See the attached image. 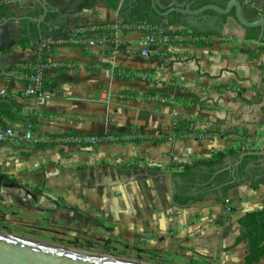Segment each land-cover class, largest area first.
Listing matches in <instances>:
<instances>
[{"label": "crops", "instance_id": "1", "mask_svg": "<svg viewBox=\"0 0 264 264\" xmlns=\"http://www.w3.org/2000/svg\"><path fill=\"white\" fill-rule=\"evenodd\" d=\"M240 1L264 8V0ZM6 3L12 11L17 10L15 3L33 7L30 0ZM95 3L49 22L48 30L123 20L120 10L103 0ZM105 15L110 18L94 20ZM231 24L223 26L214 16L198 18L187 27L212 34L206 38L209 46H151L148 57L115 55L107 46L57 45L50 61L74 66L47 73L43 90L32 96L25 95L31 86L23 75L14 71L1 76L0 96L4 92L16 97L24 106L23 115L38 114L34 129L50 142L51 136L64 134L120 137L99 145L57 137L56 145L44 148L0 143L4 204L25 199V206L18 204L22 209H51L67 220L97 223L119 241L161 259L244 264L247 244L231 247L240 234L238 220L264 208V184L258 190L250 186L264 179V162L250 164L241 183L230 190L238 197L234 210L228 211L220 193L209 192L201 202L192 200L185 206L173 199L198 189L195 181L179 175L181 165L211 158L214 152L264 150V72L259 70L264 53L255 56L264 46V28L258 41H246L245 28ZM118 36L133 48H146L139 30ZM247 51H252V59ZM125 56L134 59V67L117 64ZM34 58L32 50L14 47L10 55L0 54V70ZM234 158L229 156L220 168L230 166Z\"/></svg>", "mask_w": 264, "mask_h": 264}, {"label": "trees", "instance_id": "2", "mask_svg": "<svg viewBox=\"0 0 264 264\" xmlns=\"http://www.w3.org/2000/svg\"><path fill=\"white\" fill-rule=\"evenodd\" d=\"M5 4V9L2 11V17H9L13 15L11 10V6L6 3L5 0H0ZM202 6L209 4H217V0H199ZM119 0H109V3L106 5L110 8L116 10L118 7ZM221 7H225V4L220 5ZM151 0H141L140 6L135 7L131 15H124L123 21L121 25L126 26L127 28L122 29L123 34H127L130 31L138 30L141 26L146 28H161L165 31L169 30V34L173 36H179L180 40L175 42V44H195L200 47H206L210 45V42L206 40V38L212 37V34H202L197 33L189 27H181L177 22H173L169 25L161 24V18H158L156 13L149 11L151 10ZM41 12V11H40ZM207 14L216 15V13L209 11ZM234 14V13H233ZM54 13L49 15V18H55ZM179 15L174 13L172 14L173 18L178 17ZM224 19L226 17H223ZM251 21L255 20V17L251 16L249 18ZM116 21H108L105 23H97L98 25L102 24H115ZM89 25L75 26L70 27L68 25H63L60 28V31L54 32L51 37L53 40L59 38L63 32L70 31L71 29H78L81 27H88ZM44 27V26H43ZM177 28L175 31H171L169 28ZM30 29L32 32H37L36 24H31ZM26 30V29H25ZM246 30V41H258L260 37V28H245ZM27 31V30H26ZM25 31V32H26ZM146 31H149L146 30ZM32 34L31 38L35 42L37 41L36 34ZM55 44L51 43L49 38L42 40L40 44L30 45L27 40H24L20 47L23 50H32L35 54V58L31 62L26 61H15L10 66H8L5 70H0V77L5 76L11 72H18L20 75H23L24 81L31 85L30 81L31 76H37L41 72L42 74H47L53 71L60 70H68L74 66L73 63H56L58 65H53L50 61V56L52 54L53 49L55 48ZM259 51L256 57L264 53V46L259 47L257 49ZM256 50V51H257ZM13 49H7L4 51V54L10 55ZM249 59H252V51H247ZM259 70L263 73L264 66H260ZM118 73H115L116 76ZM47 78L42 81V83L47 82ZM43 88L39 89L42 91ZM24 106L23 104L17 101V98L13 95L7 94L6 96H0V127L6 129L10 125H19L22 124L24 126H32L33 128H38V114H29L23 115L22 110ZM70 136L73 138L86 137V136H97L101 139L99 144H105L107 142H116L120 140V137L109 138L103 134H95V135H83L79 136L76 134H67L60 136H51L52 141L50 143L38 144L39 147L44 148L47 146L56 145L57 137H65ZM119 136V135H118ZM147 140H152L159 142L160 139L155 138H146ZM122 140H124L122 138ZM162 140V139H161ZM140 140H138L139 142ZM254 151L253 149H231L226 152H214L211 158L201 159L193 161L191 164H183L182 171L179 173L184 179H188L189 181H195L198 186L197 193L193 195H182L176 194L174 196V201L178 202L180 205L185 206L189 201H199L201 202L207 193L211 192L214 194H221L224 200V204L228 205L230 210H234L236 208V203L238 202V197H231L230 190L236 188L237 184H228L232 181V176L230 172H222L220 174H216V172L220 169L221 164L227 157L235 156L238 157L240 153ZM261 158L257 156H246L242 162V164L237 169L238 179L244 178L246 176V168ZM264 184V179L258 182L256 185H250L253 190H258L259 186ZM232 203H235L232 205ZM230 204V205H229ZM238 224L240 226V234L236 238L231 249L236 248L240 244H247V253L244 258V264H261L264 260V208L258 211L249 212L238 220Z\"/></svg>", "mask_w": 264, "mask_h": 264}, {"label": "water", "instance_id": "3", "mask_svg": "<svg viewBox=\"0 0 264 264\" xmlns=\"http://www.w3.org/2000/svg\"><path fill=\"white\" fill-rule=\"evenodd\" d=\"M32 1L41 7L43 10L42 16L38 18L29 16L18 17L16 15L5 17L3 24L0 26V53H4L7 49H12L21 45L22 29L20 23L22 21H31L39 25L45 24L48 13H60L62 11L58 6L61 4L67 5L65 15L68 16L74 13V8L82 0H52L51 3H53L52 5L54 8L51 11H49L48 5L46 4L47 0ZM188 1L189 0H184V2ZM196 1L197 0H193L186 7H181V0H151V9L158 16L163 18H166L170 13H178L189 18L200 17L209 11L216 13L218 16H230L231 13H234L230 20H232L237 26L244 28H264V16L260 15L256 7H248L240 0H227L225 7L216 4H209L199 9H191V5ZM122 2L123 0H120L119 4L121 5ZM173 4L175 7H170ZM251 16L255 17L254 21L249 19ZM46 24L49 26V23ZM164 24L169 25L171 23ZM178 25L181 27L191 26L185 24L183 20L178 23ZM37 30L38 32L41 31L40 29ZM29 32L30 28L28 27L27 36H29ZM49 40L52 41L53 37H50ZM246 156L260 157L261 159L259 161L264 162V150L242 152L238 157L233 159V163L230 166L221 167L215 175L226 171L230 172L233 179L225 185L233 183L240 184L241 178L238 179L239 175L237 169ZM227 158L223 162H227ZM123 261L127 260H106L82 255L39 241L0 233V264H128Z\"/></svg>", "mask_w": 264, "mask_h": 264}, {"label": "rangeland", "instance_id": "4", "mask_svg": "<svg viewBox=\"0 0 264 264\" xmlns=\"http://www.w3.org/2000/svg\"><path fill=\"white\" fill-rule=\"evenodd\" d=\"M27 4V2L22 3V5ZM247 6L256 7L258 11L264 9L263 6L253 2H248ZM19 9V11L26 12L25 10L30 8H22L20 6ZM109 16L110 15H105L99 19L94 18V20H106L110 18ZM121 21L123 20L121 19L118 22ZM169 29L175 31L172 28ZM122 59L123 60L120 59V62L117 63L119 66H135L132 63L134 60L133 58L126 57ZM229 194L231 197L236 196L233 194V191ZM21 195H23L22 192L18 193V196ZM14 198L15 196H13L12 199L16 200ZM32 201L35 202L36 200L30 199L29 202ZM26 202L28 201L21 199L17 202H10L12 204L5 205L3 197L0 195V233L37 239L62 247L75 248L89 253L102 254L108 257L136 261L144 264H189L177 258L161 259L155 255L137 250L126 241L122 242L115 238L109 228L100 226L94 222H86L83 219H81V221L80 219L67 220L63 215L53 213L51 209H48V211H40L37 208H20V205L25 206L24 204H26ZM232 204L234 205L235 203ZM236 261L237 257L235 256L232 262L235 263ZM241 264H243L242 261ZM261 264H264V260Z\"/></svg>", "mask_w": 264, "mask_h": 264}, {"label": "built area", "instance_id": "5", "mask_svg": "<svg viewBox=\"0 0 264 264\" xmlns=\"http://www.w3.org/2000/svg\"><path fill=\"white\" fill-rule=\"evenodd\" d=\"M259 13L261 16H264V9H260ZM121 22H116L112 25L90 24L88 27L71 29L70 31L63 32L59 38L50 42L55 45H76L84 48L107 46L115 55L124 54L126 56H132L139 54L143 57H148L150 55L149 48L151 46H165L180 40L179 36L170 35L168 33L169 30L165 31L161 28H146L141 26L138 30L144 33L143 45L146 46V48L136 49L127 45L119 38L118 35L122 33V29L127 28L126 26L121 25ZM148 29L149 31H146ZM45 78L46 73L42 74L41 72L37 76H31V89L27 90L25 95L32 96L38 94L40 92L39 89L44 87V83H42V81H44ZM1 95L6 96L4 92H2ZM162 102L166 103V100L163 99ZM62 140L72 141L84 145H98L101 141V139L97 136H86L73 139L65 138L61 139V141ZM48 141L50 142V140H47L41 133L36 131L30 125L23 130H17L15 126L12 125L8 126L6 129L0 127V143L15 142L25 144H43ZM228 211H230V209H228Z\"/></svg>", "mask_w": 264, "mask_h": 264}, {"label": "flooded vegetation", "instance_id": "6", "mask_svg": "<svg viewBox=\"0 0 264 264\" xmlns=\"http://www.w3.org/2000/svg\"><path fill=\"white\" fill-rule=\"evenodd\" d=\"M6 1V0H5ZM52 0H47L46 4L48 5V9L49 11H51L54 6L52 5L53 3H51ZM101 0H82L75 8H74V11L75 10H79V9H82L84 7H94L96 6L97 4L95 2H100ZM106 4L109 3V0H103ZM193 0H189L188 2H184V0H181L180 2V5L181 7H186L189 3H191ZM30 3L33 5V7H28L30 9L28 10H25L26 12H20L19 10V7L20 5L18 6L17 3H15L14 7L17 8V10L13 11V15H16L18 17H24V16H29V17H35V18H38V17H41L42 14H43V10L41 9V7L39 5H37L34 1L30 0ZM119 3H120V0H119ZM118 3V7L117 9L120 10V13L123 14V15H131V13L133 12V10L135 9V7H138L140 6V3H141V0H123L122 4L120 5ZM218 5H223V3H220L218 2ZM217 5V4H216ZM60 8H61V12L60 13H54L56 14L55 15V18H49V15L51 13H48L47 15V18H46V23H49V22H54L55 20H64L67 15H65L66 13V4H61V5H58ZM57 6V7H58ZM5 4L0 1V26L3 24V21L5 19V17H2V11L5 9ZM170 7H175V5L173 4L172 6ZM169 7V8H170ZM203 7L201 5V3L199 2V0H197L195 3H193L191 5V9H199ZM151 8V7H150ZM167 8V9H169ZM19 9V10H18ZM166 9V10H167ZM164 10V11H166ZM41 11V12H40ZM152 12H154L152 9L149 11V13L151 14ZM155 13V12H154ZM172 14L174 13H170L166 18H163V17H160L158 16L157 14V17L158 18H161V24L163 25H166L164 23H173V22H177V23H180L182 20L185 24H192V25H195L198 21V18H202L204 16H214V17H217V19H219L221 21V25L223 26H227V25H232L231 23L235 24L232 20H230V18L233 16V13H231L230 16H218L217 14L216 15H211V14H207V13H204L202 16L200 17H195V18H189L187 16H182L178 13L179 16L176 17V18H173L172 17ZM223 17H226L225 19ZM250 18V17H249ZM57 22V21H56ZM37 24V23H34V22H31V21H22L20 23V26H21V29H22V39H21V44L23 43L24 40H27L29 42V44L32 46V45H35V44H40V42L42 40H45L47 38H50L53 34V32L49 31L48 28H47V24ZM31 24H36V27L38 29H40L41 31L35 33V32H32L31 29H30V34L29 36H27V29L28 27L30 28V25ZM236 25V24H235ZM44 26V27H43ZM237 26V25H236ZM244 28V27H242ZM26 29V30H25ZM26 31V32H25ZM36 34V38H37V41L35 42V40L33 41V39L31 38V35L32 34ZM13 49V48H12ZM0 54H4L3 52L0 53Z\"/></svg>", "mask_w": 264, "mask_h": 264}, {"label": "bare ground", "instance_id": "7", "mask_svg": "<svg viewBox=\"0 0 264 264\" xmlns=\"http://www.w3.org/2000/svg\"><path fill=\"white\" fill-rule=\"evenodd\" d=\"M2 234H4V233H2ZM15 237L25 238V237H22V236H15ZM25 239L39 241V242H42V243H45V244H49V245H52V246H55V247H58V248H61V249H64V250H68V251H71V252H74V253L82 254V255L102 258V259H106V260H117V258L108 257V256H105V255H102V254L89 253V252L81 251V250H78V249H75V248L62 247V246H59V245H56V244H53V243H50V242H46V241H40V240H37V239H31V238H25ZM123 262L128 263V264H144V263L136 262V261H123Z\"/></svg>", "mask_w": 264, "mask_h": 264}]
</instances>
